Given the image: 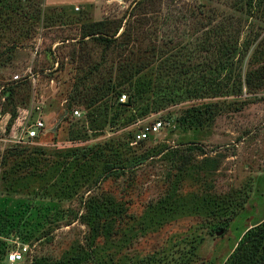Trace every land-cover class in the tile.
Masks as SVG:
<instances>
[{"label": "rangeland", "instance_id": "obj_1", "mask_svg": "<svg viewBox=\"0 0 264 264\" xmlns=\"http://www.w3.org/2000/svg\"><path fill=\"white\" fill-rule=\"evenodd\" d=\"M262 225L264 0H0V264H225Z\"/></svg>", "mask_w": 264, "mask_h": 264}, {"label": "trees", "instance_id": "obj_2", "mask_svg": "<svg viewBox=\"0 0 264 264\" xmlns=\"http://www.w3.org/2000/svg\"><path fill=\"white\" fill-rule=\"evenodd\" d=\"M100 23L101 22H96L97 25ZM128 26L129 24H127L125 29H127ZM121 34H126V30L122 31ZM100 39L109 42L112 38L100 36ZM153 83L154 82L151 77L146 78L138 75L133 78L132 75L127 76L125 80L115 85L114 93L116 92L115 101L117 102V105L129 107L135 104V109L139 112V116H143L145 113L140 104L145 102V94L150 92ZM122 94L126 97V100L123 103L118 100ZM145 106L148 107L149 103L145 102ZM108 109L109 108L107 106H104L103 109L95 108L93 111L87 113L86 117L89 124L88 128L85 130L69 131L70 139H83L87 135V130H91L93 132L101 131L108 122ZM193 118L194 117L181 119V122L183 124L192 125L195 124ZM200 122H198V125H200ZM134 137L135 133L132 135V139H134ZM146 139L138 142L145 141ZM110 151L113 153V149ZM225 264H264V225L248 230L240 239L232 255Z\"/></svg>", "mask_w": 264, "mask_h": 264}, {"label": "built area", "instance_id": "obj_3", "mask_svg": "<svg viewBox=\"0 0 264 264\" xmlns=\"http://www.w3.org/2000/svg\"><path fill=\"white\" fill-rule=\"evenodd\" d=\"M15 79H18V76L16 75L14 77ZM119 102H125L126 97L125 95H120ZM75 115H79L80 112L78 110H75L73 112ZM26 116H19L16 119V125H14V130L11 132V136L13 137L14 143H21L24 141V139H32L37 137L39 132L44 127V122L41 118H36L31 125H26L25 120ZM21 120V121H19ZM16 126V127H15ZM162 127V122L159 120L156 121H150L142 125L138 132L135 133V137L133 139V143H137L140 140L148 138L150 135L155 134L160 128ZM23 252H26V247H23L20 250L17 251H11L8 253L7 257L8 260L11 263L17 262L22 259Z\"/></svg>", "mask_w": 264, "mask_h": 264}]
</instances>
